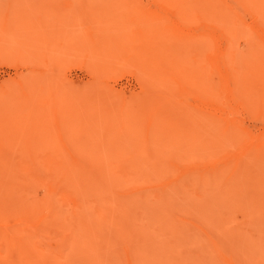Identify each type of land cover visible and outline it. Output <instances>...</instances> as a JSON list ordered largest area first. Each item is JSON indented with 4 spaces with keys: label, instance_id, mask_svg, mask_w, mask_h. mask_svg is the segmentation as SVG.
<instances>
[{
    "label": "rangeland",
    "instance_id": "1",
    "mask_svg": "<svg viewBox=\"0 0 264 264\" xmlns=\"http://www.w3.org/2000/svg\"><path fill=\"white\" fill-rule=\"evenodd\" d=\"M204 1L0 0V224L36 223L23 255L1 237L0 264H264L261 89L233 97L210 58L225 41L189 39ZM261 1L208 3L242 5V68L264 56L243 7Z\"/></svg>",
    "mask_w": 264,
    "mask_h": 264
},
{
    "label": "bare ground",
    "instance_id": "2",
    "mask_svg": "<svg viewBox=\"0 0 264 264\" xmlns=\"http://www.w3.org/2000/svg\"><path fill=\"white\" fill-rule=\"evenodd\" d=\"M191 1H194V0H191ZM205 4L204 5V8L203 10L201 11V16H200V20L198 21V32L197 33H193V35H191L189 37L190 40H200V41H206V42H209L211 44H214L215 41L217 39H223L225 41V46L223 48V50H221V54L218 56V61L216 58H213V57H210L212 60H213V67H215L217 69V71L221 72L223 74V77L226 76V79L224 80L225 81V85H229V84H232V88L235 90V91H232V92H235V94L233 95V97H237L239 96L240 94H244L246 92V90H251L252 87H257V88H260L261 89V93L259 95V99H260V103L262 104V106H264V56H261L255 63H251L247 68H242L241 65L239 64V62L237 61L236 59V56H235V51H234V41L233 39L236 38V32L233 30L232 28V19L229 18V14L231 15H238V12L236 11L238 8H242V5L238 6L235 8V10H226L225 8H228L231 9L229 7V4L228 5H221L219 4V7L218 8H215V9H211V6L208 4L209 3V0H205L204 1ZM256 7H252L250 8L248 5H245L243 6L244 8H248L250 10V12L254 15V17L256 18L257 22L255 25H253L251 27V29L249 30V32L246 34L247 36V39L248 41L250 40L251 42H255V43H258L262 46H264V0H262L261 2H257L255 4ZM184 13L185 15H188V19H190L191 17V14H193L192 12V8L191 6H189L188 9H184ZM161 15V14H160ZM159 15V16H160ZM163 16V15H162ZM187 19V20H188ZM143 39H146V36L143 37ZM220 57H221V62L220 61ZM201 78L198 76V78L196 77V81L200 83ZM198 87H201L198 85ZM193 88L189 89V90H192ZM189 92H192V91H189ZM231 92V93H232ZM252 93V91H251ZM22 106V105H21ZM84 123V121H83ZM259 147H264V144H261L259 145ZM113 157V156H112ZM111 157V158H112ZM65 158V157H64ZM63 158V160H64ZM67 158V157H66ZM65 158V159H66ZM130 158V156H129ZM153 158V157H151ZM61 159V158H60ZM58 159H53L51 160V164L54 166V167H57V166H60L62 165V161H58ZM112 160V159H111ZM57 161V162H56ZM72 161V162H71ZM80 161V160H65L66 163H68L67 165H64L65 169L64 171L67 172V170L71 169L69 168L71 165L70 163H75L77 164V162ZM48 162V161H47ZM4 163V162H3ZM2 163V164H3ZM9 165L8 167L9 170L11 169V167L13 166L12 163L10 164V162H8ZM48 163V165L50 164ZM1 164V165H2ZM6 164V165H5ZM32 164V163H31ZM0 165V186L4 187L5 189H9L7 188V185H10V187H14V185L12 183H6L5 181V178L6 176L8 175L7 170L6 172L3 170V166ZM11 165V166H10ZM33 165V164H32ZM35 165V164H34ZM41 165V164H40ZM118 165V164H117ZM6 166V167H5ZM45 166V165H44ZM78 166V165H77ZM76 166V167H77ZM7 167V162L4 163V168H8ZM14 167H16V169H18L19 171H21V173L23 172L25 175L23 176H26L28 175L29 177H33L37 182H39L40 184H48L47 183V179L44 178V174L41 176V174L37 173L36 170H34L31 166L28 165L27 161H21V162H18L17 164L14 165ZM50 167V166H49ZM48 167V169H49ZM68 167V168H66ZM72 167V166H71ZM84 167V166H83ZM89 167V168H88ZM91 166L87 165L86 168H88L89 170L91 169L90 168ZM13 168V167H12ZM38 168V166H37ZM62 167H60V170H61ZM85 168V167H84ZM83 168V169H84ZM47 169V168H46ZM63 169V168H62ZM82 169V168H81ZM38 170V169H37ZM50 170V169H49ZM54 170V169H53ZM59 170V167H58V171ZM71 171V170H70ZM88 171V170H87ZM13 172V170L11 171L10 170V173ZM122 172V175H123V171ZM15 173V172H13ZM18 172H16L17 174ZM19 173V174H21ZM68 173V172H67ZM79 173V171H78ZM59 174V173H58ZM60 174H63V173H60ZM70 174V173H69ZM74 174V172H73ZM82 174V172H81ZM80 174V175H81ZM2 175V176H1ZM13 175V174H12ZM86 175V174H85ZM126 175L127 172H126ZM83 176V175H82ZM88 176V174H87ZM17 177H22V175H17ZM47 177V176H45ZM65 177V175H63V178ZM68 178V177H67ZM86 179V177H84ZM114 178V177H113ZM22 179V178H21ZM20 180V179H19ZM50 180V179H49ZM52 180V179H51ZM46 181V182H44ZM57 182L59 183L60 181L57 180ZM74 182V181H73ZM77 182V181H76ZM54 183V182H53ZM24 184V183H23ZM25 185V184H24ZM52 184H48V189H49V193L50 194H57V189L55 186H51ZM89 185V184H88ZM16 186V185H15ZM23 186V185H22ZM22 188V187H21ZM109 188V187H108ZM148 187H145V189H147ZM26 190V189H25ZM110 190V189H109ZM58 191H61V190H58ZM63 191V190H62ZM66 191V190H65ZM11 192V191H10ZM60 193V192H58ZM118 193V192H117ZM61 194V195H60ZM59 195L61 197L62 200H70V201H73L75 207H77L78 205L76 204V199L75 197H73L69 192H61ZM121 195V194H120ZM26 196V194H25ZM28 198V197H27ZM31 201V200H30ZM166 203V202H165ZM124 205V204H123ZM100 206V205H99ZM170 206H172L170 204ZM169 206V207H170ZM74 207V206H73ZM159 207V206H158ZM102 208V207H100ZM104 208V206H103ZM102 208V209H103ZM109 208V207H108ZM168 208V207H167ZM166 208V210H167ZM172 208V207H170ZM168 208V209H170ZM75 209V208H74ZM98 208H96L97 210ZM106 209V208H105ZM103 209L105 212L106 210ZM103 210H97L99 212H103ZM174 210V209H172ZM108 211V210H107ZM169 211V210H168ZM103 212V213H105ZM113 212V211H112ZM171 212V211H169ZM74 213L77 215H79L78 211L76 212V210L74 211ZM107 213V212H106ZM105 213V215H106ZM157 213V212H156ZM161 213V212H160ZM23 214V213H22ZM98 214H101V213H98ZM119 214V213H118ZM153 214V213H152ZM170 214V213H169ZM173 214V213H172ZM3 215V214H2ZM5 215V214H4ZM103 215V214H101ZM105 215L103 217H105ZM111 215V213H110ZM154 215V214H153ZM162 215V214H161ZM9 216V215H8ZM13 216V215H12ZM25 216H27V213L25 214ZM23 216L21 218H18L17 220L18 221H14L12 223H7L6 221V224H0V240H3L1 239V237H5L7 236L8 239H9V242L8 244L9 245H12L13 244V241L14 239H16L17 241H19V244L21 247V255H23V249L24 247L27 245L26 242L22 241V238H18L17 237V234L21 231V230H28V231H31L32 229L35 228V221L33 220H28L26 219V217ZM55 216V215H54ZM84 216V215H83ZM82 216V217H83ZM7 217V216H6ZM29 217V216H28ZM79 219H80V216H77ZM107 217V216H106ZM120 217V216H119ZM101 218V217H100ZM121 218V217H120ZM56 219V218H55ZM102 219V218H101ZM108 218H106L105 220H107ZM118 220V219H117ZM121 220V219H120ZM104 221V220H103ZM110 222V221H109ZM86 222H84L85 224ZM107 223V222H106ZM25 225V226H24ZM86 225V224H85ZM88 225V224H87ZM22 226V227H21ZM59 226V225H58ZM2 227V229H1ZM26 227V229H25ZM89 229V228H87ZM91 230V229H90ZM92 231V230H91ZM94 231V230H93ZM43 232V231H42ZM98 232V230L96 231ZM22 233V232H21ZM93 233V232H92ZM95 235V233H94ZM93 236V234H92ZM37 237V236H36ZM40 237V236H39ZM5 243V241H4ZM3 245V244H2ZM8 245V248H10ZM15 246V245H14ZM16 248V247H15ZM9 250V249H8ZM12 250V249H11ZM4 251V250H3ZM61 252V251H60ZM8 253V252H7ZM62 253H63V256H64V251L62 250ZM6 254V253H5ZM61 254V253H60ZM2 255H3V252H2ZM58 255H59V252H58ZM62 256V257H63ZM6 257V256H5ZM12 257V256H11ZM3 259V257H1ZM7 258V257H6ZM4 258V259H6ZM3 259V260H4ZM10 260V259H9ZM8 260V261H9ZM7 261V260H6ZM7 261V262H8ZM3 264V263H2Z\"/></svg>",
    "mask_w": 264,
    "mask_h": 264
}]
</instances>
